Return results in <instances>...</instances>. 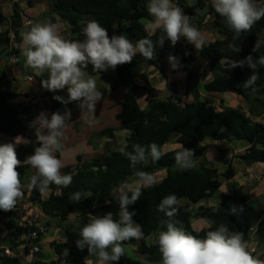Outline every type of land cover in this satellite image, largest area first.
Listing matches in <instances>:
<instances>
[{
    "label": "trees",
    "instance_id": "trees-1",
    "mask_svg": "<svg viewBox=\"0 0 264 264\" xmlns=\"http://www.w3.org/2000/svg\"><path fill=\"white\" fill-rule=\"evenodd\" d=\"M29 1V6L32 2ZM51 7V23H57L58 20L64 22L71 29L75 36L70 40H83L82 29L90 19L97 20L105 27L109 35L124 34L132 41L136 42L141 38H151L156 40L161 34L157 30L152 36L148 35L144 21H151L153 18L149 15L147 4L149 0H49ZM189 1L194 4L190 6ZM173 2L189 15L190 21L197 20L199 15L206 11L207 15L214 19V29L217 31L221 40L209 45H205L200 51V57L210 63L217 62L221 65H228L223 68V73L214 78L213 81L204 86V90L209 94L231 93L236 96L248 99L250 94L264 93V67L259 68V79L256 81L257 92L244 88V82L250 77L245 72L244 67L230 68L232 61L243 60L248 55L258 58L264 55V45L258 52H253V47L259 39L264 41V18L258 21L251 32H245L237 40H233L234 33L230 31L220 17L211 7V0H173ZM258 3L264 4V0H258ZM58 19V20H57ZM21 17L15 6V12L9 20L0 10V27L11 22L13 27H20ZM16 43L20 42L19 33L16 31ZM9 33L0 35V46L9 47ZM230 44H236L240 47L239 52H232ZM178 44L171 46L170 41H165L162 48L157 47L156 57L148 61L142 56L137 55L131 63L117 66L115 70L109 69L102 72H93L91 65L85 69L90 75H98L101 80L108 84L112 90L125 88L127 90L120 105L122 111L117 116L120 122L119 127L107 129L102 132L105 137L112 138L118 131H127L129 136L126 140L125 148L132 151L133 144L147 146L153 142L157 143L165 153L162 158L153 163L151 158L139 163L133 168L130 161L120 150H109L106 156L85 160L81 156L77 157L74 167L62 170V174H71L72 183L69 187L50 185V191L47 192V198L38 190H24L23 198L28 196V203L31 206L38 207L42 214L47 218L59 219L62 222L68 221L73 215L81 214L80 227L76 231L66 229V240L63 242H52L51 248L54 251L56 260L46 262V255L39 253L35 259L29 263L22 257L2 256L0 249L1 264H88L92 258L88 255L87 248L80 250L76 246V240L79 239L80 228L88 222L89 214L103 215L108 211L114 213V218L119 219V205L112 195V189L117 187L120 182L133 179L136 171H146L156 174L166 171L167 175L162 182L153 187L144 189L140 200L134 205L129 206V211H135L133 219L142 225L145 238L140 240L137 247V253L142 256L141 261H135L122 256L116 264H160L161 255L158 246L155 244L148 246L147 238H153L157 229L166 230V224L161 221H168L176 224L177 227H183L198 238H203L209 230H215L220 224H225L233 232L243 233L244 239L248 242L247 228L245 223L247 216L252 209L247 202V196L241 189H236L231 195L219 193L221 183L218 173L207 168L204 157L208 147L204 145L207 140L215 142L235 143L242 142L247 144V150L236 157L239 161L251 164H264V124L255 121L252 117L241 112L238 109L223 107L221 110L210 104L203 102L186 103L180 98H173L167 101L154 102L144 111L137 100L140 91L151 92L150 88H143L137 83L136 70L141 64L149 63L157 66L159 58L167 52L175 53L178 51ZM21 50H12L9 57H20ZM197 58L192 55L182 57L183 72L190 80L198 75L193 73L191 65L196 63ZM144 83L148 84L145 75L140 76ZM13 79H7V76L0 78V135L11 138L17 136L27 137L30 122L41 112H55L60 110V105L51 103L49 106H32L29 101L27 106L15 105L14 101L18 95L13 91ZM263 103L264 101H259ZM50 113V114H51ZM26 147L16 149L18 159L23 162L28 155L34 152L37 143L31 140ZM175 142L176 148L166 150L165 147ZM183 148L194 150V159L196 167L181 171L175 162V154ZM62 152H57L56 156L60 159ZM222 160L228 169L223 175L226 180L232 179V166L225 160L226 153L221 152ZM203 161L201 162V160ZM31 169L30 166L22 165L17 169L21 177L27 175ZM75 192L90 193L87 199L82 198L79 202L71 199V194ZM175 194L178 198L187 200L191 205H197L202 201L208 200L215 195L219 196V205L216 209L199 208L195 215L189 212L188 207L179 206L177 215L168 218L164 213L157 210V206L167 195ZM241 206L242 211L231 212V206ZM4 212L0 210V224L5 219H11L18 216L15 211ZM207 220L211 226L207 229L197 232L193 229L192 220ZM33 228H26L28 235ZM1 231V228H0ZM42 233L35 241L40 243ZM132 243H135L131 240ZM24 243H22L23 245ZM21 244H13L10 250L14 251ZM26 245V243H25ZM68 250V255L65 254ZM264 259V255L260 256Z\"/></svg>",
    "mask_w": 264,
    "mask_h": 264
},
{
    "label": "clouds",
    "instance_id": "clouds-1",
    "mask_svg": "<svg viewBox=\"0 0 264 264\" xmlns=\"http://www.w3.org/2000/svg\"><path fill=\"white\" fill-rule=\"evenodd\" d=\"M211 7L223 18L222 23L234 33L233 40H237L242 33L251 32L253 26L264 18V4L258 0H211ZM149 15L153 18L146 24V30L161 32L156 40L141 38L133 43L127 35H109L108 30L97 20L86 22L82 32L83 40H66L60 33V25L51 22H27V31H21V54L25 58V68L47 73V79L41 81V86L49 92L67 90V99L54 95L53 99L65 106L77 102L81 111V118L88 125L95 121V106L103 98L98 90L97 80L89 75L85 69L91 65L93 72L115 70L117 66L131 63L139 53L144 59L151 61L156 57L157 47L162 48L165 41L175 46L183 37L197 51L205 47L206 39L201 31L191 24L189 15L173 3V0H149L147 4ZM264 41L257 40L253 52H258ZM232 52L241 49L236 44H230ZM172 70L182 67L180 60L171 53L167 57ZM247 66L252 74L244 82L245 89L257 92L255 86L259 79V68L264 67V55L255 58L248 55L243 60L232 61L230 68ZM71 111L52 112L41 111L29 124L34 129L36 142L34 152L21 162L16 148L20 144L28 145L32 141L17 136L13 142L0 144V210L12 211L17 201L24 196V185L21 182L18 167L23 165L34 169L29 177L28 190H38L42 195L50 191V185L69 187L72 183L71 174H62L64 166L56 153L62 152L65 131L69 126ZM133 168L139 163L151 158L158 162L165 154L161 147L153 142L147 146L133 144L132 151L120 148ZM176 166L181 170L196 167L194 150L183 148L175 154ZM157 183L154 174L146 171H136L135 178L125 180L112 189V195L119 205V219L108 211L103 215L89 214V220L79 230L76 246L80 250L87 248L88 255L95 256L98 264H113L125 255V242L142 240L145 238L142 225L133 217L135 211H129V206L140 200L144 189L153 187ZM90 193L75 192L71 199L79 202L87 199ZM181 199L175 194L162 198L157 210L168 218L177 215ZM242 211L241 206H231V212ZM209 224L211 222H208ZM166 230L157 229L155 244L161 255L160 264H264V248L257 255L249 251V244L243 233L233 232L225 224H220L215 230H209L203 238L194 236L183 227L168 221ZM68 255V250L65 249Z\"/></svg>",
    "mask_w": 264,
    "mask_h": 264
},
{
    "label": "crops",
    "instance_id": "crops-1",
    "mask_svg": "<svg viewBox=\"0 0 264 264\" xmlns=\"http://www.w3.org/2000/svg\"><path fill=\"white\" fill-rule=\"evenodd\" d=\"M30 0H0V10L3 12L7 19H11L15 12V6L17 7L18 13L21 17L20 27H13L12 23L9 22L0 27V35L9 33H19V43H15L10 39L9 47L0 46V78L7 76V79H13V91L18 95V98L14 101L15 105H24L27 106L29 101L33 98H41L43 93H46V97L44 100L47 105L51 103H57L60 105L61 114L64 112L65 105L60 103L59 101L53 99L54 95H60L67 99V90L57 91V92H49L45 90L41 86V81L43 79H47V73L40 74L38 71L25 68V61L19 60L18 65H13L9 57V54L12 50L19 49L21 50L22 46V37L20 35L21 31H27L28 28L26 26L28 21L35 22H50L52 13L50 7L49 0H34L32 2V6H29ZM17 2V3H16ZM174 3V2H173ZM188 4L192 6L194 4L193 1H189ZM58 20V19H57ZM202 21L201 26H198V21L193 20L190 21L192 25L197 27L201 33L205 36L206 43L205 45H209L218 40H221V37L218 35L217 31L214 29V19L210 16H203L198 19ZM150 21H144L143 24H146ZM60 25L59 33L60 35L66 39L70 40L75 36L72 34L71 29L67 24L58 20L57 22ZM146 30V27H145ZM147 34L152 36L154 33H150L147 31ZM134 43V42H133ZM178 51L175 53L167 52L164 53L158 60L157 66L151 65L149 63L141 64V66L136 70L137 75V83L143 88H150L151 92L140 91L137 95V100L140 107L144 111H148L150 105L154 102L159 101H167L169 99H173L175 97L182 99V102L186 103H196L203 102L212 105L213 107L221 110L223 107L238 109L241 112L247 114V116L252 117L255 121L261 122L264 124V105L259 101H264V93L260 94H250L248 99L236 96L231 93L225 94H209L204 90V86L207 83H210L214 80L218 75L223 73V68L225 69V65H221L217 62H208L200 57V51H197L194 45L189 44L185 38H181L177 43ZM175 55L179 58L180 63L182 65V57L190 56L192 54L197 55L196 63L191 65V70L193 73H196L198 76L192 79H188L185 73L183 72V65L178 70H172L170 64L168 62L169 54ZM139 55V53H137ZM9 58V60H8ZM19 58V57H18ZM20 59V58H19ZM134 59V58H133ZM262 68V67H261ZM201 71V73H200ZM245 72L247 75L252 74V69L245 66ZM90 75V74H89ZM145 75L148 79V84L144 83L141 80L140 76ZM32 76L34 77V81L32 83H27L26 77ZM94 76L97 80L98 90L103 93V98L97 102L95 106L94 116L95 121L90 126L84 122V119L81 118V111L78 107V103L71 102L67 104V109L71 111V119L69 120V126L72 128V134H70V138L75 140V143L72 146V152L67 155L65 148H63V152L61 153L60 160L63 162V167L61 170L74 167L76 164L77 157L81 156L85 160L101 158L106 156L109 150H120L121 147H124L126 144V140L129 136L127 131H118L116 132L112 138L105 137L102 135L107 129H115L119 127L120 122L117 120V116L121 113L122 109L120 107L124 95L127 90L125 88H119L117 90H112V88L104 83L98 75ZM242 104H245L246 107H242ZM63 109V110H62ZM49 115L50 113L47 112ZM28 127V136L24 137L28 140H34L36 142V136L34 129L29 127V124H26ZM90 129L91 140L93 137L98 138V141L95 144L87 141L85 139V129ZM107 138V139H105ZM82 140V142L80 141ZM14 138L0 135V144L13 142ZM73 141V140H72ZM113 144L109 146V144ZM74 142V141H73ZM37 143V142H36ZM29 145V144H28ZM28 145L20 144L19 147H26ZM209 149L206 152L204 160L206 161L207 168H210L218 173L219 182L221 183V189L219 193L231 195L234 190L241 189L243 193L247 196V202L251 207L252 211L247 216V220L245 223L246 228H251L253 231L247 232L248 236V244L249 251L251 248L256 249L257 255L261 248H264V164L257 163H245L239 161L236 157L242 155L248 148L245 143H225V142H215L211 140H207L204 143ZM39 144L37 143L38 147ZM16 148V149H17ZM176 148L175 142L173 141L171 144L165 147L166 150ZM226 153L225 160L228 161L232 166V179L226 180L223 178V175L226 173L228 167L223 162L221 152ZM234 154L236 156H234ZM203 159L201 160V162ZM23 163L21 164V166ZM20 166V167H21ZM19 168V167H18ZM32 170V168L30 169ZM29 170V171H30ZM158 179L156 184H159L164 180L167 175V172L161 171L154 174ZM253 175L254 179H251L250 176ZM225 184L229 185V189L226 192H222V188ZM27 187L25 185L24 190ZM28 196L22 198L21 200L25 202V209L34 208V210H39V214L42 215L41 210L36 206H31L28 201ZM20 200L17 201V205ZM219 196L215 195L214 197L202 201L197 205H191L187 200H183L181 204L185 207H188L189 212L192 215H195L198 212L199 208L205 209H216L219 205ZM16 205L15 211L18 212V216L11 219H5L0 224V247L2 249H9L11 246H6L5 241H9L12 246L13 244H19L23 242V246H20L14 251H11L14 256H21L25 251V243H26V235L25 238L20 235L17 229L24 228V218L21 219V211H19L18 206ZM28 206V207H27ZM44 216V215H43ZM30 215L27 214L25 220L29 218ZM47 218V217H46ZM54 219V218H51ZM49 219V220H51ZM58 222L59 231H66V224L69 221L62 222L59 219H55ZM60 221V222H59ZM207 220H192L193 229L197 232H201L204 229H207L211 226ZM80 226V225H79ZM45 231L47 229L45 228ZM44 233V232H43ZM42 233V234H43ZM66 234V232H65ZM66 240V239H65ZM135 243H132L131 240L125 242V255L124 257H129L128 249L132 251V254L135 255V261H141L143 258L137 253V247L140 244V240L137 241L133 239ZM146 243L148 246H152L154 244V239L147 238ZM54 241H49L46 244L51 246V243ZM64 242V241H63ZM43 244V240L41 242ZM43 249V247H42ZM43 251H45L43 249ZM15 253H20L21 255H15ZM42 253V250H41ZM46 262L56 260V256L54 254L53 249L51 248L46 254ZM263 256V255H261ZM93 256L88 264H98L97 258ZM95 260H92V259ZM131 259V258H130ZM133 260V259H132ZM2 262L0 261V264ZM113 264H116L113 262Z\"/></svg>",
    "mask_w": 264,
    "mask_h": 264
},
{
    "label": "rangeland",
    "instance_id": "rangeland-1",
    "mask_svg": "<svg viewBox=\"0 0 264 264\" xmlns=\"http://www.w3.org/2000/svg\"><path fill=\"white\" fill-rule=\"evenodd\" d=\"M206 15H207V12L204 11V12H202L199 15L200 16L199 18H202L203 19V16L206 17ZM13 41L16 43V39H14ZM11 58H10V60H11ZM19 58H20L19 60H21L22 62L25 61V58L22 55ZM8 60H9V58H8ZM32 71H33V69H32ZM75 103H77V102H75ZM65 107H67V106H65ZM242 107H246V105L245 104H242ZM64 111H65V108H64ZM84 129H85V139L87 141L91 142L92 144H95L98 141V138L93 137V139L91 140V136H90V133L91 132H90V129H88V128H84ZM71 132H72V128L71 127H68L66 129V131H65V139L62 141V143L64 145V148H65V150L67 152L66 153L67 155H69L72 152V146L74 144H76L75 143V140L70 138V134H72ZM105 139H107V138H105ZM80 141L82 142V140H80ZM115 142L116 141H114V143L112 142V144H109V146H112L113 144H115ZM235 143H237V142H235ZM238 143H242V142H238ZM234 156H236V155L234 154ZM34 171L35 170L32 169V170H30V171L27 172V175L26 176L21 177V182H22V184L24 186L26 185V187H27V185L29 183V177L32 174H34ZM61 172H62V170H61ZM157 181H158V179H157ZM228 189H229V185L228 184H225L223 186V188H222V192H226ZM45 198H47V194L45 195ZM25 202L26 201H24V200H20L19 204L17 205L18 208H19V211H21L20 212L21 213L20 215L22 217L21 219L24 218V221H23L24 222V228H20V229H17V230L20 233V235H22L25 238V235H26L25 230L27 228L28 222L31 221V219H34L37 222H39L40 226H43V227H45L47 229V231H44V233L42 234V237H41L40 243H39L40 249L42 250V253L46 254L48 251L51 250V246H49L46 243L49 242V241H54V242L65 241L66 234L62 230L59 231L58 222H56L55 219L46 218L45 216H43V214L40 215L39 214L40 213L39 210H34V208H32V207L25 209L26 208L25 207ZM27 214H29L30 217L25 220V217H26ZM37 215H38V217L36 218ZM49 219H51V220H49ZM81 219H82L81 214H75V215H73L68 220L69 222L66 224V229L76 231L77 228L80 227L79 225L81 223ZM42 240H43V244H41ZM22 243L23 242H21L19 244L22 245ZM3 244H5L6 246H12V244L9 241H5V243H2V245ZM42 247H43V249L45 251H43ZM128 253H129V255H128L129 257L128 258H131V259L135 260V255L136 254H132V251H130V249H128ZM15 255H21V254L20 253H15ZM94 258L92 260H95Z\"/></svg>",
    "mask_w": 264,
    "mask_h": 264
},
{
    "label": "built area",
    "instance_id": "built-area-1",
    "mask_svg": "<svg viewBox=\"0 0 264 264\" xmlns=\"http://www.w3.org/2000/svg\"><path fill=\"white\" fill-rule=\"evenodd\" d=\"M9 38L13 41L14 39H16V34L14 32L11 33L9 35ZM192 56L194 58H197V55H195V54H192ZM11 63L13 65H18L19 64V58L17 56H13L11 58ZM200 73H201V71H200ZM34 80L35 79L32 76L26 77L27 83H32ZM45 97H46V93L44 92L41 98H38V97L33 98L30 100V103L32 104V106H39V107L44 106V104L45 105L47 104L46 101L44 100ZM48 112L51 113L50 111H48ZM250 178L254 179V176L251 175ZM37 217H38V215L36 216V218ZM27 228H33L34 230L31 231L28 235L26 234L25 251L23 252V254L21 256H17V257H22L26 261L31 263L35 259V256L37 254L41 253L40 245H39V243H36L35 241L39 238V234H41L45 231V227L40 226L39 222H37L34 219H31V221L28 222ZM249 231H253V229L247 228V232H249ZM0 249L3 251L2 256L16 257V256L12 255V253L9 249H2L1 247H0ZM250 251L252 252L253 255L256 253L255 248H251Z\"/></svg>",
    "mask_w": 264,
    "mask_h": 264
},
{
    "label": "water",
    "instance_id": "water-1",
    "mask_svg": "<svg viewBox=\"0 0 264 264\" xmlns=\"http://www.w3.org/2000/svg\"><path fill=\"white\" fill-rule=\"evenodd\" d=\"M225 67H228V65L226 64Z\"/></svg>",
    "mask_w": 264,
    "mask_h": 264
}]
</instances>
